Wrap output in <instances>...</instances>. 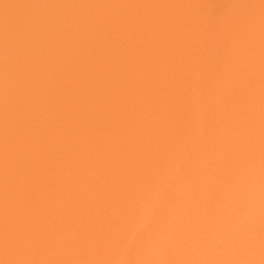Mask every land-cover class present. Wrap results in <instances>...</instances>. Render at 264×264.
Here are the masks:
<instances>
[{
    "label": "bare ground",
    "instance_id": "obj_1",
    "mask_svg": "<svg viewBox=\"0 0 264 264\" xmlns=\"http://www.w3.org/2000/svg\"><path fill=\"white\" fill-rule=\"evenodd\" d=\"M142 5L65 9L68 17L167 16L164 28L73 26L47 58L26 114L47 136L33 156L26 246L6 257L4 50L0 35V260L58 264L261 259L259 8L252 58L236 30L260 0H0V4ZM59 11V10H58ZM232 71L227 88L220 82ZM51 125V127H48ZM44 161H48L44 163ZM21 199H26L23 192ZM163 245V246H162Z\"/></svg>",
    "mask_w": 264,
    "mask_h": 264
},
{
    "label": "snow or ice",
    "instance_id": "obj_2",
    "mask_svg": "<svg viewBox=\"0 0 264 264\" xmlns=\"http://www.w3.org/2000/svg\"><path fill=\"white\" fill-rule=\"evenodd\" d=\"M187 7L170 4L142 5H68V4H0V35L4 50V225L3 246L6 257L14 250L26 246V233L22 231L20 209L31 200V176L38 171L33 167L34 153L42 146H47V136L37 129L35 114H26V106L32 103V93L43 85L47 58L56 42L68 35V30L75 26L81 33L91 31L103 32L107 27L119 29L128 26L133 29H146L150 26L164 28L173 19L167 16L135 17H68L62 14L65 9H145L169 10ZM235 7L243 10L236 21L237 32H245L246 55L248 57L249 89L247 95L248 161L252 160V58L255 46L256 16L254 10L259 8V42H260V204H261V259L264 264V0L259 5L242 4ZM59 10V11H58ZM234 79L232 71L225 73L220 84L227 88ZM51 127V125H48ZM48 161H44L47 163ZM24 193L26 199H21ZM163 246V245H162ZM0 264H58V262H41L28 259H4ZM108 264H113L109 261ZM115 264H125L116 261ZM151 264H257L252 259L223 260H184L155 261Z\"/></svg>",
    "mask_w": 264,
    "mask_h": 264
}]
</instances>
